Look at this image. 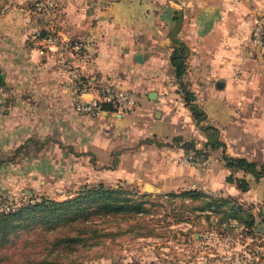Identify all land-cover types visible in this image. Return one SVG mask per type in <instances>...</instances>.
I'll return each instance as SVG.
<instances>
[{
    "label": "crops",
    "instance_id": "crops-1",
    "mask_svg": "<svg viewBox=\"0 0 264 264\" xmlns=\"http://www.w3.org/2000/svg\"><path fill=\"white\" fill-rule=\"evenodd\" d=\"M263 9L264 0H0V185L64 198L85 183L127 180L257 202L264 176L237 170L251 184L240 190L227 180L223 153L264 162V48L251 42ZM49 30L85 37L87 59L44 41ZM174 37L190 48L183 80L206 111L203 123L217 126L225 143L204 149L205 166L182 160L195 151L184 141L198 136L200 148L206 136L170 59ZM75 71L96 88L134 89L140 101L127 111L83 113Z\"/></svg>",
    "mask_w": 264,
    "mask_h": 264
},
{
    "label": "trees",
    "instance_id": "trees-1",
    "mask_svg": "<svg viewBox=\"0 0 264 264\" xmlns=\"http://www.w3.org/2000/svg\"><path fill=\"white\" fill-rule=\"evenodd\" d=\"M174 42L170 59L186 104L206 136L204 148L200 152L207 156L205 148L216 149L225 143L220 139L217 126L203 123L206 111L196 102L195 93L183 80L190 52L188 44L179 37H174ZM0 84L3 85L1 79ZM103 108L114 109L109 103H104ZM184 144L199 151L193 141L186 140ZM223 158L232 170L227 180L235 183L242 191L249 190L251 184L247 177L236 176L237 170L250 172L256 179L264 176V162L226 153H223ZM149 195L138 189L125 188L122 184L113 185L101 181L85 183L74 194L62 199L43 195L41 200L17 205L10 211H0V264H79V255L75 252L95 244V241H90L93 238H98L99 242L100 236L106 234L101 233L97 227L98 217L141 213L146 209L144 197ZM167 196H171L172 200L180 197L183 202L192 204L189 207L191 213H202L208 218L211 212L216 213L220 225L225 224L226 229H231V219H235L238 226L250 225L254 221L252 211L243 208L237 202L236 195L216 196L204 189L185 188L177 193L170 191ZM36 228L43 232L37 231L34 237L27 235ZM44 233L47 235L41 240Z\"/></svg>",
    "mask_w": 264,
    "mask_h": 264
},
{
    "label": "rangeland",
    "instance_id": "rangeland-1",
    "mask_svg": "<svg viewBox=\"0 0 264 264\" xmlns=\"http://www.w3.org/2000/svg\"><path fill=\"white\" fill-rule=\"evenodd\" d=\"M196 138L199 139L195 136L189 141L195 142ZM204 142L200 144L199 151L194 149L189 154L205 158L200 152ZM206 150L213 149L208 147ZM3 159L10 160L11 157ZM118 184L149 193L147 198L144 197L146 209L134 215L98 217L97 227L106 234L100 236L99 242L98 238H93L90 241H95V244L75 252L79 255V264H264V194L257 202L250 201L249 196L242 199L236 195L237 202L252 211L254 221L250 225L238 226L232 219L231 229H226L225 224L220 225L216 213L211 212L210 218L202 213H191L189 207L192 204L183 202L180 197L172 200L167 196L168 192L177 193L181 189L150 192L127 180ZM7 189L9 191L5 189L6 192L17 197L16 206L41 200L43 195L62 199L47 192L26 191V186L16 192ZM207 192L216 196L233 195L219 189ZM37 231L43 232L36 228L27 235L34 237ZM46 235L44 233L40 239Z\"/></svg>",
    "mask_w": 264,
    "mask_h": 264
},
{
    "label": "built area",
    "instance_id": "built-area-1",
    "mask_svg": "<svg viewBox=\"0 0 264 264\" xmlns=\"http://www.w3.org/2000/svg\"><path fill=\"white\" fill-rule=\"evenodd\" d=\"M39 3V8H41ZM43 40L50 44H60V47L67 50L76 60L83 61L89 56V47L85 37L76 39H62L53 30L47 31L43 35ZM251 42L264 48V9L256 17L251 36ZM75 91L78 98L75 107L77 110L89 115H97L103 110L104 103L111 104L115 109L127 111L136 107L140 101V95L134 89L118 87L110 82H105L97 87L93 85L80 72L75 71L73 74ZM98 90V94H92L87 99H82L83 93H92L94 89ZM4 93V87L0 84V99ZM182 160L186 163L198 166H205L207 160L197 155H185ZM16 207V197L13 193L6 192L0 185V211H10ZM232 221V219H231ZM234 224L236 223L233 222Z\"/></svg>",
    "mask_w": 264,
    "mask_h": 264
},
{
    "label": "water",
    "instance_id": "water-1",
    "mask_svg": "<svg viewBox=\"0 0 264 264\" xmlns=\"http://www.w3.org/2000/svg\"><path fill=\"white\" fill-rule=\"evenodd\" d=\"M139 56H140V55H138V57H139ZM140 57H141V56H140ZM0 79H1V68H0ZM153 95H154V93H153ZM144 189H146V190H148V191H150V192H152V191H160L159 188L155 187L153 184H151V183H149V182L146 183Z\"/></svg>",
    "mask_w": 264,
    "mask_h": 264
}]
</instances>
